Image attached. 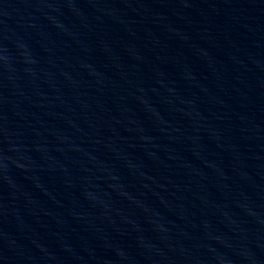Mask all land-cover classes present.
Wrapping results in <instances>:
<instances>
[{
	"label": "water",
	"instance_id": "1",
	"mask_svg": "<svg viewBox=\"0 0 264 264\" xmlns=\"http://www.w3.org/2000/svg\"><path fill=\"white\" fill-rule=\"evenodd\" d=\"M0 264H264V0H0Z\"/></svg>",
	"mask_w": 264,
	"mask_h": 264
}]
</instances>
